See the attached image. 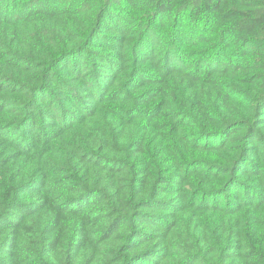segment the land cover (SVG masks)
<instances>
[{
	"label": "trees",
	"instance_id": "trees-1",
	"mask_svg": "<svg viewBox=\"0 0 264 264\" xmlns=\"http://www.w3.org/2000/svg\"><path fill=\"white\" fill-rule=\"evenodd\" d=\"M0 264H264V0H0Z\"/></svg>",
	"mask_w": 264,
	"mask_h": 264
}]
</instances>
